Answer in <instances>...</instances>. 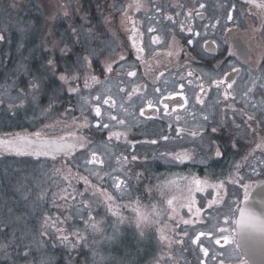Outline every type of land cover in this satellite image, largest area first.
I'll return each mask as SVG.
<instances>
[{"label":"flooded vegetation","instance_id":"flooded-vegetation-1","mask_svg":"<svg viewBox=\"0 0 264 264\" xmlns=\"http://www.w3.org/2000/svg\"><path fill=\"white\" fill-rule=\"evenodd\" d=\"M235 1L243 14L228 16L223 29V21L209 23L201 9L176 8L169 0H146L142 6L69 0L80 30L60 27V49L71 52L56 69L60 133L50 139L71 147L55 158L40 157L65 164L78 158L72 178L123 185L127 211L130 198L139 209L158 206L159 185L170 184L175 194L182 193L171 202L182 203L184 213L204 223L205 216L217 217L216 234L209 238L217 248L235 252V260L220 253L217 264L264 262L260 225L240 229L236 223L241 210L264 211V0ZM144 18L159 27L181 19L189 37H176L173 30L162 36ZM196 20L212 35L200 45ZM78 56L86 59L69 73L66 67L76 65Z\"/></svg>","mask_w":264,"mask_h":264},{"label":"rangeland","instance_id":"rangeland-1","mask_svg":"<svg viewBox=\"0 0 264 264\" xmlns=\"http://www.w3.org/2000/svg\"><path fill=\"white\" fill-rule=\"evenodd\" d=\"M68 1L0 0V36L4 37L0 40V250L21 245L22 264H49L58 259L51 258L53 250L63 247L80 257L81 264H217L220 253L235 260L234 251L217 248L208 236L216 234L212 227L217 217L205 216L209 222L204 223L201 216L184 213L182 203L171 202L170 197L178 198L179 193L175 194L170 184L159 185L163 200L158 206L139 209L135 198H130L127 211L123 185L87 183L71 177L77 171L71 165H78V158L65 164L27 152L17 154L1 145L23 134L51 138L60 133L57 99L51 91L57 89L51 80L56 78L41 65L59 52L60 27L80 30L73 25L69 14L73 4ZM122 1L142 6L146 0ZM169 1L168 5L176 8L191 5L201 9L210 16L209 23L223 21V29L229 26L225 21L228 16L243 14L235 0ZM153 5L162 9L166 4ZM182 21L159 27L144 18L143 24L148 29L157 27L162 36L173 30L176 37H187L182 31L188 24ZM125 23L121 19V26ZM195 30L199 33L197 45L212 36L198 22ZM66 38L63 36V41ZM97 38L101 40V36ZM41 74L51 82L45 92L32 87ZM204 249H209V255ZM33 251L37 256H30ZM2 260L7 263L8 258Z\"/></svg>","mask_w":264,"mask_h":264},{"label":"snow or ice","instance_id":"snow-or-ice-1","mask_svg":"<svg viewBox=\"0 0 264 264\" xmlns=\"http://www.w3.org/2000/svg\"><path fill=\"white\" fill-rule=\"evenodd\" d=\"M169 19L171 20V17H169ZM3 39H4V37L0 36V40H3ZM141 51H142V49H141ZM59 52H60L59 56H57L55 53H52L50 58H48L46 60V63L41 65V67L44 68L45 72L50 73V75L53 78L57 77L56 69L59 67V65L62 62H66L70 59L68 54H69V52H71V49L63 48V49H60ZM81 59H86V58H84L82 56H78L77 57V64L73 65L72 67H66V71L71 73V71L73 70V67L78 66ZM123 59H124V57H121V60H123ZM108 70L111 71L110 68ZM39 71H40V69L38 68L37 72H39ZM129 75H135V73H129ZM189 75H191V73H189ZM58 79L63 80L66 83L68 82V77H66L65 75H59ZM73 79H75V77H73ZM37 81H39V82H36V81L32 82V87L34 89H38L40 92H45L46 88H50L51 82L48 81V78L46 75L41 74L40 76L37 77ZM52 82H54V81H52ZM216 83H217V87H219L221 82L217 81ZM231 86H232L231 84L227 85L228 88H231ZM70 90L71 91H77L76 89H70ZM51 91L53 93V99L58 98L59 90L55 89V88H51ZM105 103H107V101H105ZM99 112H100V110H99V108H97L96 109L97 115H99ZM113 119H115V118L113 117ZM205 119H207V117H205ZM249 119H252V117H249ZM119 123L123 124L124 122H123V120H121V121H119ZM103 127H107V125H103ZM213 131H215V129H213ZM153 143H154V141H153ZM17 154H23V153L18 152ZM216 154L220 155L219 152H217ZM133 159H135V157H133ZM236 223H237V225H239L240 229H243L245 227L255 226L256 224H259L260 230L264 231V223H260L258 216L252 211L241 210L240 211V219L237 220ZM226 231H227V229H224V228L220 229L221 233L226 232ZM228 239H229V237H227V236L224 237V240L227 241ZM215 243L220 244L221 241L219 239H217L215 241ZM204 253H205V255H207V249H204Z\"/></svg>","mask_w":264,"mask_h":264},{"label":"water","instance_id":"water-1","mask_svg":"<svg viewBox=\"0 0 264 264\" xmlns=\"http://www.w3.org/2000/svg\"><path fill=\"white\" fill-rule=\"evenodd\" d=\"M236 46L243 49V43L240 39L235 40ZM4 148L16 153H33L36 157L55 158L57 154L69 150L71 144L61 142L58 139L36 138L31 135L23 134L16 138L14 142L2 143ZM248 255L247 249H244ZM252 264H264V262H253Z\"/></svg>","mask_w":264,"mask_h":264},{"label":"trees","instance_id":"trees-1","mask_svg":"<svg viewBox=\"0 0 264 264\" xmlns=\"http://www.w3.org/2000/svg\"><path fill=\"white\" fill-rule=\"evenodd\" d=\"M97 25L99 24L97 23ZM1 169L2 167L0 165V170ZM22 250L23 247L17 244L15 246H11L3 250H0V264H22L24 260ZM49 250H51V248ZM32 253L33 256L29 254L31 257L37 256L36 252L33 251ZM55 256H58V259H55V261L50 260L49 264H81V260H80L81 258L73 256V254L70 253V250L64 247L56 250L54 249L51 258H54ZM3 257L4 259L8 258L7 263H5V261L2 260ZM10 258H13L14 260H10Z\"/></svg>","mask_w":264,"mask_h":264},{"label":"clouds","instance_id":"clouds-1","mask_svg":"<svg viewBox=\"0 0 264 264\" xmlns=\"http://www.w3.org/2000/svg\"><path fill=\"white\" fill-rule=\"evenodd\" d=\"M257 216L259 218L260 223H264V211H261Z\"/></svg>","mask_w":264,"mask_h":264}]
</instances>
